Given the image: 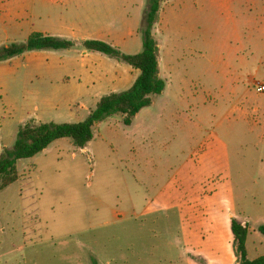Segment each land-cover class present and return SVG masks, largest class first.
Returning <instances> with one entry per match:
<instances>
[{
  "label": "rangeland",
  "instance_id": "1",
  "mask_svg": "<svg viewBox=\"0 0 264 264\" xmlns=\"http://www.w3.org/2000/svg\"><path fill=\"white\" fill-rule=\"evenodd\" d=\"M41 1L0 0V48L44 28ZM67 52L30 50L0 61V154L26 123H75L93 109L99 93L81 89L86 76L50 69ZM251 67L261 82L264 71ZM197 78L183 107L130 141L105 133L82 149L63 138L19 161L20 178L0 190V264H233L221 226L230 211L249 223L250 258L264 255V131H246L237 113L225 118V103L203 112L192 97L218 93L214 81ZM219 119L221 129L213 127ZM175 189L174 201L163 203L173 210L154 212L153 202L141 213L154 191Z\"/></svg>",
  "mask_w": 264,
  "mask_h": 264
},
{
  "label": "crops",
  "instance_id": "2",
  "mask_svg": "<svg viewBox=\"0 0 264 264\" xmlns=\"http://www.w3.org/2000/svg\"><path fill=\"white\" fill-rule=\"evenodd\" d=\"M41 4L46 21L44 28L33 32L75 42L74 47L67 49L68 55L60 60L58 67H50L57 63L49 66L51 71L57 69L66 73L64 71L69 69L80 78L86 76L85 83L80 87L99 93L94 96V107L101 96L124 91L133 84L140 73L138 69L103 57L100 52H89L82 48L79 58H73L70 52L81 46L82 41L94 39L105 41L125 54L139 53L142 50L139 27L146 0H42ZM153 34L158 46L159 76L165 81L163 91L153 96L152 103L139 110L129 125L123 123L121 114L97 122L92 140L82 149H87L96 136L103 137L105 133L130 141L144 134V131H139L154 129L150 128L152 119L163 118L168 110L183 107L185 92L189 91L194 77H198V81H214L213 90L218 93L216 99L199 95L192 97L198 106L202 104L206 109L203 112H215L211 104L225 103V118L237 113L235 120L246 131L252 133L258 127L264 131V93L256 91V80L249 69L246 70L252 66L257 76L264 71V0H165L161 4ZM260 81L264 83V78ZM173 91L176 93H169ZM233 97H237L235 101ZM173 98L176 99L175 103ZM227 122H230L229 119ZM221 123L222 119H219L213 127L220 128ZM228 127L233 129V123H228ZM120 130L122 134H118ZM57 141L40 153L46 154ZM217 143L225 147L221 140ZM173 191H154L141 213L146 212L153 202L159 206L154 212L173 210L165 208L167 204H163L174 201L171 198L177 192L176 189ZM134 207L131 203L132 216L137 217ZM110 215L116 217L119 212L112 209ZM232 218L248 221L235 217L230 211L221 224L224 237L230 240L233 264H237L230 230ZM247 255L250 258L248 251Z\"/></svg>",
  "mask_w": 264,
  "mask_h": 264
},
{
  "label": "trees",
  "instance_id": "3",
  "mask_svg": "<svg viewBox=\"0 0 264 264\" xmlns=\"http://www.w3.org/2000/svg\"><path fill=\"white\" fill-rule=\"evenodd\" d=\"M165 0H146L145 10L139 27L142 50L137 54H125L111 44L94 39L81 42L87 51L108 55L125 62L140 71L133 84L126 90L100 97L87 116L75 123H26L20 126L15 141L10 148L0 154V190L20 178L18 162L42 152L54 141L67 138L77 148H83L93 138L94 127L115 114L123 115V123L129 125L135 114L152 103V98L160 94L165 81L159 76L158 46L153 29L159 18L161 4ZM75 42L69 39L32 32L25 42L11 43L0 48V61L21 55L30 50L69 49ZM232 246L237 264H264V255L248 258L246 239L250 232L248 222L231 219ZM258 230L264 234V226Z\"/></svg>",
  "mask_w": 264,
  "mask_h": 264
},
{
  "label": "built area",
  "instance_id": "4",
  "mask_svg": "<svg viewBox=\"0 0 264 264\" xmlns=\"http://www.w3.org/2000/svg\"><path fill=\"white\" fill-rule=\"evenodd\" d=\"M255 84V89L258 93H264V83L263 82H259V81H256Z\"/></svg>",
  "mask_w": 264,
  "mask_h": 264
}]
</instances>
